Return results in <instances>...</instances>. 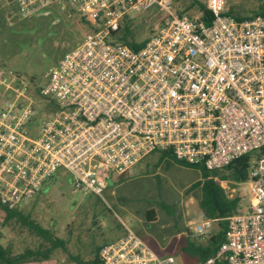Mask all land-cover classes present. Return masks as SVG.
I'll return each instance as SVG.
<instances>
[{
	"label": "built area",
	"instance_id": "1",
	"mask_svg": "<svg viewBox=\"0 0 264 264\" xmlns=\"http://www.w3.org/2000/svg\"><path fill=\"white\" fill-rule=\"evenodd\" d=\"M14 1L21 18L58 4L91 29L44 83L0 68V206L18 208L59 169L73 192L103 198L156 151L206 170L248 154L245 211L224 217L215 253L191 264H264V16L236 18L224 0H204L208 21L173 0ZM148 9L162 15L142 45L117 41L126 15ZM121 223L84 264H177Z\"/></svg>",
	"mask_w": 264,
	"mask_h": 264
},
{
	"label": "rangeland",
	"instance_id": "2",
	"mask_svg": "<svg viewBox=\"0 0 264 264\" xmlns=\"http://www.w3.org/2000/svg\"><path fill=\"white\" fill-rule=\"evenodd\" d=\"M204 2V0H199ZM187 15L199 14L192 0H173ZM264 0H224V7L235 15L251 16L261 13ZM14 0H0V68L20 73L37 83L46 81L47 69L73 47H77L91 25L75 10L52 4L30 18H21ZM162 13L157 9L129 12L122 20L125 40L143 41ZM125 43V42H124ZM53 107H49V111ZM153 152L141 159L134 168L120 177L105 191L103 198L82 190L73 192L69 175L62 169L47 181L48 187L18 206L17 212L35 220L53 236L65 241L67 249L55 248L47 256L30 255L18 264H84L90 262L97 247L109 243L123 232L124 222L155 252L172 254L177 264L191 263L182 254L185 236L202 244L218 230L213 221L204 237L197 234L203 213L198 205L202 179L198 169L176 163H166ZM222 170V169H221ZM219 183L229 197L240 199L241 210L246 209V181L238 183L222 180ZM0 246L9 255L26 249L42 251L49 242L34 234L16 217L6 218L0 207ZM77 258V259H76ZM3 264V263H0Z\"/></svg>",
	"mask_w": 264,
	"mask_h": 264
},
{
	"label": "trees",
	"instance_id": "3",
	"mask_svg": "<svg viewBox=\"0 0 264 264\" xmlns=\"http://www.w3.org/2000/svg\"><path fill=\"white\" fill-rule=\"evenodd\" d=\"M192 3L193 5H196L199 11L203 13L202 17L205 19V21H208L210 17V12L206 9L205 3L199 0H192ZM261 10V13H255L254 15L260 14L261 16H264V5L261 7ZM180 12L185 13L184 11ZM228 13L233 14L230 10H228ZM233 15L239 19H246L252 16H242L235 14ZM126 29L127 27L125 25L120 28V31ZM119 39L123 40V42L127 43L128 45H131V47L133 48L141 46L144 41L143 40L141 42L134 43L125 40L122 35ZM158 158L160 160L165 159L166 163L172 162L183 165L184 167L198 169L201 173L202 179L195 181L192 186H199L201 189V197H199L198 199V205L203 213V218L215 220V222H217L218 224V230L214 234H211L202 244L191 241L189 240L188 236H185L184 245L181 246L182 254L187 260H190L191 263H195L198 261L200 262L206 257L215 253L220 243L223 241L226 223L224 217L234 213H239L241 210L239 197H229L225 193L224 189L219 186V183L216 178H218L219 181L232 180L238 183L244 182L245 180H247V167L248 162L250 160V156L248 154L242 155L241 157L231 161L222 170H206L201 167L190 166L183 163V161H179L173 158L168 152L165 151H159ZM117 179H120V177H118ZM1 208L5 212L6 218L16 217L18 221L26 225L31 231L34 232V234L46 239L49 242V246L40 252H34V250L26 249L25 251L14 256L9 255L8 248L0 246V263L18 264L30 255L47 256V254L55 248H62L64 250L67 249L64 240L53 236L49 229L43 228L42 226L37 224L35 220L30 219L27 216L20 215L17 212L16 208L12 210L6 209L4 207ZM98 250H100L99 247L96 248L94 257L90 262H96Z\"/></svg>",
	"mask_w": 264,
	"mask_h": 264
},
{
	"label": "water",
	"instance_id": "4",
	"mask_svg": "<svg viewBox=\"0 0 264 264\" xmlns=\"http://www.w3.org/2000/svg\"><path fill=\"white\" fill-rule=\"evenodd\" d=\"M47 187H48V184H46L44 188L46 189Z\"/></svg>",
	"mask_w": 264,
	"mask_h": 264
}]
</instances>
